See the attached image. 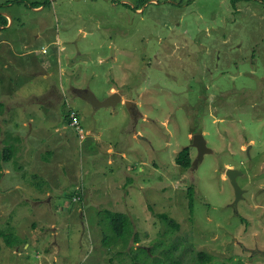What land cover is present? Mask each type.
I'll return each instance as SVG.
<instances>
[{
    "label": "rangeland",
    "instance_id": "374dc122",
    "mask_svg": "<svg viewBox=\"0 0 264 264\" xmlns=\"http://www.w3.org/2000/svg\"><path fill=\"white\" fill-rule=\"evenodd\" d=\"M0 11L12 17L0 26V156L18 143L0 175V229L18 243L1 238L0 264H200L201 252L264 264V0H0ZM77 88L122 101L94 110ZM96 122L103 137H88ZM197 134L212 152L177 165L184 148L198 157ZM119 150L129 159L117 167ZM228 169L243 172L238 215ZM106 211L128 216V242Z\"/></svg>",
    "mask_w": 264,
    "mask_h": 264
},
{
    "label": "trees",
    "instance_id": "16d2710c",
    "mask_svg": "<svg viewBox=\"0 0 264 264\" xmlns=\"http://www.w3.org/2000/svg\"><path fill=\"white\" fill-rule=\"evenodd\" d=\"M237 2H239V0H232L233 5L236 4ZM43 4L44 3L36 2V3H33V7H40ZM6 23H7V19L4 18V16L0 13V26L5 25ZM1 131H2V129L0 128V135H1ZM15 151H16L15 145L5 147V149L3 151H1L2 153L0 156V158H1L0 159V175H1L2 168H3L2 164L11 161V159L13 158V153ZM176 163H177V165L182 166V167H186V168L191 166L192 158H191V152H190L189 148H184L183 150H181L178 153L177 158H176ZM193 190H194L193 187H191L189 189L190 200H191L189 207H190L191 211H193L192 200L194 197V193L191 192ZM105 215H106V218L109 221V225L111 226V229L114 233L113 236L117 239L125 240V243L128 242V235L131 232V226H130V221H129L128 216L124 213L113 212V211H106ZM158 216L168 226L172 227L175 230H178L179 225H177L176 223L171 221V218L169 217V215L167 213H162ZM3 236L6 239L5 241L9 247H13L16 243H18V238L13 232H10V234H5L3 232V230L0 229V253L2 250L1 238ZM136 240H138V239H136ZM105 241H109V239L105 238ZM136 242H138V241H136ZM174 249H177V246ZM143 252L148 254L147 250H144ZM197 259H198L200 264H208V263L212 262V257L206 253H203V252L198 254ZM177 262H178L177 264L180 263L179 260H177ZM240 264H245V263H240Z\"/></svg>",
    "mask_w": 264,
    "mask_h": 264
},
{
    "label": "water",
    "instance_id": "95a60500",
    "mask_svg": "<svg viewBox=\"0 0 264 264\" xmlns=\"http://www.w3.org/2000/svg\"><path fill=\"white\" fill-rule=\"evenodd\" d=\"M75 91L81 99L88 101L94 108H101L105 106L115 107L118 103L122 101V96L119 93H115L107 99L101 101L89 89H76ZM126 104L129 108L130 113L133 115L135 120H137L139 116V110L136 104L131 101H127ZM192 146L198 149V157L193 162V167H198L199 163L203 160L205 154L211 153L212 149L208 147L207 141L203 134H197L194 136ZM242 174V171H238L235 169H229L227 171V176L230 179L231 185L233 186L236 194L235 204L239 202V200L243 197V194L245 193V191L240 187L239 183L237 182V178Z\"/></svg>",
    "mask_w": 264,
    "mask_h": 264
},
{
    "label": "crops",
    "instance_id": "0c3cea01",
    "mask_svg": "<svg viewBox=\"0 0 264 264\" xmlns=\"http://www.w3.org/2000/svg\"><path fill=\"white\" fill-rule=\"evenodd\" d=\"M44 9V8H43ZM0 13L7 19V20H11L12 17L9 16V14L7 12H2L0 11ZM9 17V19H8ZM12 22V21H11ZM56 43H59V40L56 42ZM57 52H59V49L57 48L56 49ZM47 75H44L43 77H46ZM115 91H118L116 88H113L111 87L108 91H107V94H111ZM134 100V99H133ZM138 105H140L139 101L138 100H134ZM87 102V101H85ZM87 104V103H86ZM94 110H97L96 108ZM84 129V128H83ZM90 131L89 133V136L88 137H97L98 135L102 136L103 137V127L98 123L96 122L94 127H92L91 129L88 130V132ZM75 132V135H78L76 131ZM18 144V143H17ZM17 144H16V148H17ZM30 154H31V149L30 147L27 149H24V151L22 152V155L25 156L26 158H28V161L30 159ZM125 159H129L128 158V154L125 150H119L118 151V157L116 158V162H117V167H119L120 165H123L124 162L123 160Z\"/></svg>",
    "mask_w": 264,
    "mask_h": 264
},
{
    "label": "flooded vegetation",
    "instance_id": "af4514ba",
    "mask_svg": "<svg viewBox=\"0 0 264 264\" xmlns=\"http://www.w3.org/2000/svg\"><path fill=\"white\" fill-rule=\"evenodd\" d=\"M249 148H251V146L249 147ZM248 152L250 153V149L248 150ZM197 157V156H196ZM195 157V158H196ZM245 194H246V192L243 194V197L241 198V199H244V196H245ZM240 202V201H239ZM239 202L237 203V204H235V201H234V203H231L230 204V206H232V208L234 209V212L238 215V212H239V206H238V204H239ZM190 206V205H189ZM253 253H254V251H253Z\"/></svg>",
    "mask_w": 264,
    "mask_h": 264
},
{
    "label": "built area",
    "instance_id": "2783aa9c",
    "mask_svg": "<svg viewBox=\"0 0 264 264\" xmlns=\"http://www.w3.org/2000/svg\"><path fill=\"white\" fill-rule=\"evenodd\" d=\"M71 118L73 119V123H72V125H76V124H78V118H77V115H76L75 112H72V114H71Z\"/></svg>",
    "mask_w": 264,
    "mask_h": 264
},
{
    "label": "clouds",
    "instance_id": "9594fccd",
    "mask_svg": "<svg viewBox=\"0 0 264 264\" xmlns=\"http://www.w3.org/2000/svg\"><path fill=\"white\" fill-rule=\"evenodd\" d=\"M229 170V169H228ZM227 170V171H228ZM236 170V169H235ZM243 173V172H242ZM243 175V174H242ZM226 176H227V172H226ZM228 177V176H227ZM229 179V178H228ZM238 179V178H237ZM230 180V179H229ZM237 182H238V180H237ZM240 185V184H239ZM241 187V186H240ZM242 188V187H241ZM243 189V188H242ZM78 196V198H80V196L79 195H77ZM74 198H76V197H74Z\"/></svg>",
    "mask_w": 264,
    "mask_h": 264
},
{
    "label": "bare ground",
    "instance_id": "6f19581e",
    "mask_svg": "<svg viewBox=\"0 0 264 264\" xmlns=\"http://www.w3.org/2000/svg\"><path fill=\"white\" fill-rule=\"evenodd\" d=\"M78 89V88H77ZM124 101V100H123ZM139 110V109H138ZM140 117V116H139ZM70 125V124H69ZM193 163V162H192ZM193 167V166H192ZM235 196H236V194H235ZM193 202V201H192ZM193 205V204H192ZM263 253H264V251H263Z\"/></svg>",
    "mask_w": 264,
    "mask_h": 264
}]
</instances>
